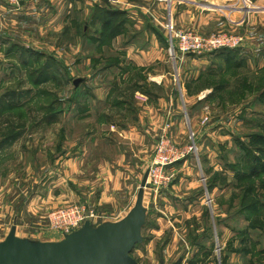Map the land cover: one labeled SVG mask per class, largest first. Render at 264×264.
Wrapping results in <instances>:
<instances>
[{
  "label": "rangeland",
  "instance_id": "374dc122",
  "mask_svg": "<svg viewBox=\"0 0 264 264\" xmlns=\"http://www.w3.org/2000/svg\"><path fill=\"white\" fill-rule=\"evenodd\" d=\"M157 2L158 15L111 0L4 14L0 244L53 242L49 214L70 203L94 227L142 205L139 264H264V0ZM170 22L242 44L184 54ZM165 141L183 154L154 176ZM106 160L130 167L111 202L94 172Z\"/></svg>",
  "mask_w": 264,
  "mask_h": 264
},
{
  "label": "water",
  "instance_id": "95a60500",
  "mask_svg": "<svg viewBox=\"0 0 264 264\" xmlns=\"http://www.w3.org/2000/svg\"><path fill=\"white\" fill-rule=\"evenodd\" d=\"M143 206L119 223L85 225L59 242L32 244L15 238L0 244V264H139L131 253L142 239Z\"/></svg>",
  "mask_w": 264,
  "mask_h": 264
},
{
  "label": "built area",
  "instance_id": "2783aa9c",
  "mask_svg": "<svg viewBox=\"0 0 264 264\" xmlns=\"http://www.w3.org/2000/svg\"><path fill=\"white\" fill-rule=\"evenodd\" d=\"M22 1L24 0H9L10 4L15 7L20 6ZM166 27L169 33L170 46L184 54H199L222 48H237L243 40L240 36L228 35L227 33L214 34L209 37L201 36L194 31L178 28L172 22L168 23ZM166 145H168V141L162 143L157 160L152 167L154 176H163L164 166L183 154L174 149L172 156L166 151ZM95 218H97L95 210L90 209L86 204L70 203L56 208L49 214V228L65 238L66 235L81 229L87 221L94 224Z\"/></svg>",
  "mask_w": 264,
  "mask_h": 264
},
{
  "label": "crops",
  "instance_id": "0c3cea01",
  "mask_svg": "<svg viewBox=\"0 0 264 264\" xmlns=\"http://www.w3.org/2000/svg\"><path fill=\"white\" fill-rule=\"evenodd\" d=\"M52 2V4H54L55 6H60V4L62 3H66V6L69 7V5H73L77 0H24L21 2L20 6L15 7V6H11L9 0H0V41H3L2 36H3V16L4 14H10L11 16V21H12V15H20L22 13H26L27 14V9L29 8H33L36 6L41 5L42 7H44V4H46L47 2ZM113 4H115L117 1H120L122 4H124L123 6H121V8H115V7H110L108 9V11H112V12H127L128 14H132L134 12H140V13H145L146 15L148 14V10L153 12V14H160L161 9H164V4L163 2H153V6L152 7H147L145 5H143V3L141 4H137V3H131L130 0H111ZM146 2V0H144ZM213 2H218L220 1L221 3H228L231 0H212ZM143 2V1H142ZM36 3V6L35 4ZM132 8L135 9L133 10L134 12H132ZM26 11V12H24ZM143 11V12H142ZM25 15V14H23ZM18 17V16H17ZM17 19V18H16ZM19 19V18H18ZM13 23V22H11ZM15 23V22H14ZM18 24V22H16ZM17 28V27H16ZM158 110V109H157ZM175 118V116H174ZM162 119V117L160 116L159 120ZM158 120V121H159ZM129 165L124 164V163H120V162H114V161H109L106 160L104 163H101L99 165V168L94 171L95 173H97L100 176H104L105 177V182L107 184L108 190L110 189V193L108 192V195H106L105 199L108 201H114L115 200V194L117 192V190H119L120 188H124V186L126 185L127 181L125 180L126 175L129 174ZM62 236L58 233L53 234V242H59L62 241Z\"/></svg>",
  "mask_w": 264,
  "mask_h": 264
}]
</instances>
